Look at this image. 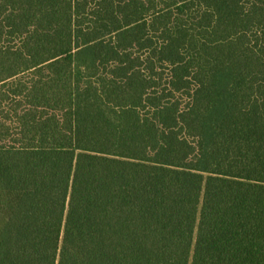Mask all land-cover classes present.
Instances as JSON below:
<instances>
[{"label": "trees", "instance_id": "obj_1", "mask_svg": "<svg viewBox=\"0 0 264 264\" xmlns=\"http://www.w3.org/2000/svg\"><path fill=\"white\" fill-rule=\"evenodd\" d=\"M264 196V0H0V264H189L204 187Z\"/></svg>", "mask_w": 264, "mask_h": 264}, {"label": "crops", "instance_id": "obj_2", "mask_svg": "<svg viewBox=\"0 0 264 264\" xmlns=\"http://www.w3.org/2000/svg\"><path fill=\"white\" fill-rule=\"evenodd\" d=\"M215 197L230 198L206 204L204 190L195 229V243L217 245L264 253V196L250 192L219 189ZM215 209L216 212H210ZM206 211V212H205ZM208 211V212H207ZM259 215V219L257 216ZM237 255L207 253L193 248L189 264H256Z\"/></svg>", "mask_w": 264, "mask_h": 264}, {"label": "rangeland", "instance_id": "obj_3", "mask_svg": "<svg viewBox=\"0 0 264 264\" xmlns=\"http://www.w3.org/2000/svg\"><path fill=\"white\" fill-rule=\"evenodd\" d=\"M215 190H218V188H212V187H208V186L204 187V197H205L206 204H210V202H213L212 204L215 205V203L217 201H221L222 202V201L230 200V198L215 197L216 194H213V191H215ZM210 212H216V210L212 209V211L210 210ZM260 218L264 219V215L260 214ZM257 219H259V215L257 216ZM256 264H264V263L263 262L262 263H258L257 262Z\"/></svg>", "mask_w": 264, "mask_h": 264}]
</instances>
